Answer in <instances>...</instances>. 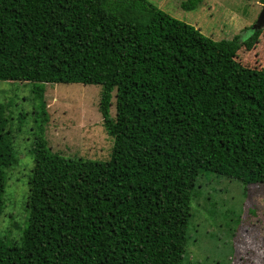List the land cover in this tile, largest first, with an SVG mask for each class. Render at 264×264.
<instances>
[{
    "label": "trees",
    "instance_id": "trees-1",
    "mask_svg": "<svg viewBox=\"0 0 264 264\" xmlns=\"http://www.w3.org/2000/svg\"><path fill=\"white\" fill-rule=\"evenodd\" d=\"M243 40H214L150 0H0V80L32 84L36 104L27 225L17 242L0 237V264H182L199 175L264 183V63L237 60ZM52 83L101 86L108 159L48 147ZM5 109L0 216L18 163Z\"/></svg>",
    "mask_w": 264,
    "mask_h": 264
},
{
    "label": "rangeland",
    "instance_id": "rangeland-1",
    "mask_svg": "<svg viewBox=\"0 0 264 264\" xmlns=\"http://www.w3.org/2000/svg\"><path fill=\"white\" fill-rule=\"evenodd\" d=\"M150 1L214 40L239 35L244 40L237 60L249 67H262L264 28L250 38L251 27L264 6L259 0H202L191 10L181 8L183 0ZM31 86L0 80V103L8 119L6 131L18 158L16 166L5 169L2 195L0 237L8 245L19 240L27 225L28 181L33 166L29 150L36 105L30 99ZM100 92L97 84L45 85L49 116L45 138L51 151L85 159L109 158L112 139L102 127ZM110 113L115 114L114 98ZM190 213L182 264H264V183L245 184L237 178L202 173L191 192ZM12 226L14 229L7 230Z\"/></svg>",
    "mask_w": 264,
    "mask_h": 264
},
{
    "label": "water",
    "instance_id": "water-1",
    "mask_svg": "<svg viewBox=\"0 0 264 264\" xmlns=\"http://www.w3.org/2000/svg\"><path fill=\"white\" fill-rule=\"evenodd\" d=\"M264 27V6L262 11L259 13L255 23L252 25L251 30H258Z\"/></svg>",
    "mask_w": 264,
    "mask_h": 264
}]
</instances>
